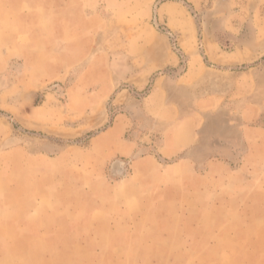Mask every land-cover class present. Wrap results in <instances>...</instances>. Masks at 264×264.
<instances>
[{"label":"rangeland","instance_id":"rangeland-1","mask_svg":"<svg viewBox=\"0 0 264 264\" xmlns=\"http://www.w3.org/2000/svg\"><path fill=\"white\" fill-rule=\"evenodd\" d=\"M0 264H264V0H0Z\"/></svg>","mask_w":264,"mask_h":264},{"label":"crops","instance_id":"crops-1","mask_svg":"<svg viewBox=\"0 0 264 264\" xmlns=\"http://www.w3.org/2000/svg\"><path fill=\"white\" fill-rule=\"evenodd\" d=\"M178 153H180L179 150H177L174 146H172L169 142L166 143L163 147H162V154L166 157H172L177 155ZM191 166V162L189 159H183L175 164H173L172 166H170V168L168 169L169 171L173 170L176 171L180 168H186V167H190Z\"/></svg>","mask_w":264,"mask_h":264}]
</instances>
